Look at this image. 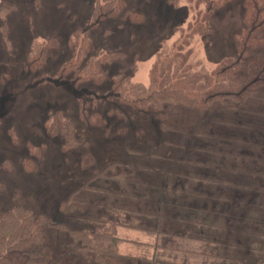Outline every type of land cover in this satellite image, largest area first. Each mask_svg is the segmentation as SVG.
<instances>
[{"label":"rangeland","instance_id":"1","mask_svg":"<svg viewBox=\"0 0 264 264\" xmlns=\"http://www.w3.org/2000/svg\"><path fill=\"white\" fill-rule=\"evenodd\" d=\"M196 2L123 0L116 16L96 18V0H0V181L5 185L0 192L1 210L12 204L13 192L18 188L22 191V197L31 196L41 211L55 219H64L60 201L97 175L106 166L111 154L151 167L173 165L175 162V169L184 172L191 169L189 162L192 160L187 159L215 155L212 149L221 144L220 138L210 137L206 140L199 135V131L204 129L208 135L228 131H221L210 118L198 116L184 106L176 107L161 118L155 110L138 112L110 95L103 97L105 92L110 91L112 80L120 71L129 75L133 82L149 84L150 72L156 62L163 60L185 38L191 36V24L196 23L199 15ZM246 2L229 0L213 12L207 21L208 31L193 34L189 45L193 59L201 60L207 68H213L224 59L241 58L238 34L247 28ZM200 8L204 10L205 4H201ZM77 31H81L91 43L84 60L86 64L106 51L125 54L123 59L101 66L105 78L101 84L89 81L76 85L71 79L72 75L60 76L64 63L74 57L76 48L71 42ZM251 36L261 43L257 46L244 43L247 54L264 55V29L253 32ZM50 39H55L59 46L48 54L43 70L29 68L31 48H37ZM41 78L48 79V82L36 83ZM93 93L104 99L93 103L90 100ZM96 113L106 120L105 126H91L88 123V119ZM59 114L68 117L78 130L85 132L89 143L65 149L64 139L60 135L51 136L49 130L55 121L54 115ZM122 129L125 133L121 132ZM113 138L124 140L121 145L114 146L117 141ZM204 142L211 145V150L198 149V145ZM34 149H42L41 155L32 153ZM88 154L93 157L94 163L82 169V158ZM22 158L34 159L36 170H26ZM193 160L196 162V159ZM5 161L13 165L12 170L5 167ZM156 170L160 172L157 167ZM155 175H149L142 186L97 177L92 181V189L84 194L81 191L80 197L92 199L94 203L115 204L125 197L121 193L141 196L137 199L142 206L157 212L160 208L164 209L157 203L171 206L175 194L149 184ZM244 186L264 190V181ZM75 225L79 227L80 223ZM235 226L238 229L247 227L244 223ZM134 233L136 238L142 236ZM64 239L65 236L59 235L57 229L45 231L44 244L48 248L45 261L60 254L59 245ZM173 242L167 254H175L174 249L178 247L183 252L202 248L201 242L189 239L175 241L174 238ZM120 252L136 256L138 248L134 243H122ZM184 256V253H180L175 261L183 262ZM127 257L131 259H117L115 264L147 262L143 257ZM171 258L168 260L173 261ZM188 261L200 264L203 260L188 256ZM20 264H24L23 259Z\"/></svg>","mask_w":264,"mask_h":264},{"label":"trees","instance_id":"2","mask_svg":"<svg viewBox=\"0 0 264 264\" xmlns=\"http://www.w3.org/2000/svg\"><path fill=\"white\" fill-rule=\"evenodd\" d=\"M170 1L178 3V0ZM228 1L197 0L195 5L199 15L196 23L191 24V36L185 38L163 60L156 62L150 72L149 84L133 82L129 75L120 71L114 76L110 91L105 92L103 97L110 95L138 112L155 110L161 118L178 106L188 107L198 116L215 121L221 131H228L209 135L204 129L199 131L204 138L219 137L221 144L218 146L250 144L252 141L263 146L264 55L249 56L244 43L250 46L261 43L251 35L264 29V0L246 2L247 28L238 34L241 58H227L215 67L207 68L201 60L193 59L192 49L189 48L193 34L206 33L209 17ZM201 4H205L204 10L200 8ZM122 5L123 0H96L95 17H114ZM71 44L76 48L74 57L64 63L60 76L72 75L71 79L76 85L89 81L101 84L105 79L101 66L125 57L119 51H106L86 64L84 60L90 51V41L81 31H77ZM58 46L55 39L47 40L37 48L33 46L28 67L43 70L48 54ZM45 82L48 79L41 78L36 83ZM103 97L93 93L90 100L96 103L102 101ZM54 116L55 121L49 131L51 136L60 135L64 139L65 149L89 143L85 132L78 130L68 117L62 114ZM88 123L102 127L106 125V120L96 113L88 119ZM121 132L125 133V130ZM123 138H113L117 141L114 146L121 145ZM31 152L39 156L42 149ZM110 156L97 175L60 201L64 219H55L41 211L31 196L23 198L22 191L16 188L12 204L0 209V264H20L22 259L24 264H115L117 259H131L119 253V245L123 241L118 234L119 227L149 232L161 238L156 248L163 251L155 250L154 257L144 258L147 260L144 264H197L189 263L188 256L202 258L200 264H264L263 189L232 183L223 177L222 172L223 175L215 177L194 167L187 172L183 169L173 170L171 164L170 169L157 173L156 167L159 165L152 168L123 160L118 154ZM21 162L28 171L37 168L34 159L22 158ZM93 163V157L85 155L81 168L86 169ZM4 165L7 169H13L10 162L5 161ZM149 175H155L154 182L149 184L175 194L171 206L157 203L164 209L160 208L157 212L145 209L138 200L141 196L133 197L125 193L121 195L127 198L122 197L119 204L94 203L92 199L80 197L81 191L84 194L92 189V181L97 177L142 186ZM4 189L5 185L0 181V192ZM76 223H80L79 227ZM243 223L247 226L245 229L235 226ZM49 228L57 229L65 239L60 242V254L45 261L48 248L44 244V236ZM174 238L175 241L189 239L201 242L202 248L192 252L175 248V259L184 253V261H171L172 256L169 255L174 254H167V251Z\"/></svg>","mask_w":264,"mask_h":264},{"label":"crops","instance_id":"3","mask_svg":"<svg viewBox=\"0 0 264 264\" xmlns=\"http://www.w3.org/2000/svg\"><path fill=\"white\" fill-rule=\"evenodd\" d=\"M205 139L207 140L206 137ZM198 146V149L201 148V150H211L209 149L211 145L207 144L206 142L199 144ZM263 146H261L260 143H255L254 141H252V143L250 144L238 143L235 144V146L234 144H230L229 146L225 145V147L218 146L217 144L215 146L216 149H212L215 155H212L210 158L195 157L189 158L187 160H192L190 162L188 161L189 163H191L190 167L197 168V170L200 169V171H204L205 173H209L211 170L213 171L211 175H214V173H216V176L223 173L224 175H222L223 177H225V179L229 180L232 183L244 186L251 183H259L264 181ZM219 148L223 150H220ZM193 159H196L197 163ZM166 167H169V165L157 167V169L162 173ZM172 169L175 170V162L172 165ZM215 170H217V172ZM115 203L119 204L121 202ZM134 232H136V234H142V236L136 238L134 237ZM118 234L123 239L120 245L122 243H134V245H136L138 248V254L134 256L132 254H122L120 252L119 245V253H121L122 255L132 256L133 259L139 257H143V259H151L156 253L155 250L159 249H157L156 247L157 244L160 243L161 238L149 232L139 231L128 227H119ZM140 247L142 248V251L140 250ZM159 250L163 251L161 249ZM172 257L174 259L173 261H175V254Z\"/></svg>","mask_w":264,"mask_h":264}]
</instances>
